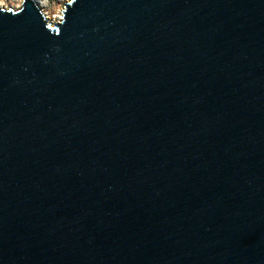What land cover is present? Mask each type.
<instances>
[{
  "label": "water",
  "instance_id": "95a60500",
  "mask_svg": "<svg viewBox=\"0 0 264 264\" xmlns=\"http://www.w3.org/2000/svg\"><path fill=\"white\" fill-rule=\"evenodd\" d=\"M0 7V264H264V0Z\"/></svg>",
  "mask_w": 264,
  "mask_h": 264
},
{
  "label": "rangeland",
  "instance_id": "374dc122",
  "mask_svg": "<svg viewBox=\"0 0 264 264\" xmlns=\"http://www.w3.org/2000/svg\"><path fill=\"white\" fill-rule=\"evenodd\" d=\"M68 0H43V5L39 6L42 14L51 22H57L56 18L61 14V4ZM22 0H0V5L6 9H18ZM59 21V20H58Z\"/></svg>",
  "mask_w": 264,
  "mask_h": 264
},
{
  "label": "bare ground",
  "instance_id": "6f19581e",
  "mask_svg": "<svg viewBox=\"0 0 264 264\" xmlns=\"http://www.w3.org/2000/svg\"><path fill=\"white\" fill-rule=\"evenodd\" d=\"M36 3H37V5L38 6H41V5H43V0H34ZM0 7H4V6H2V5H0ZM6 9V8H5ZM56 20L58 21V20H60V16H58L57 18H56Z\"/></svg>",
  "mask_w": 264,
  "mask_h": 264
}]
</instances>
